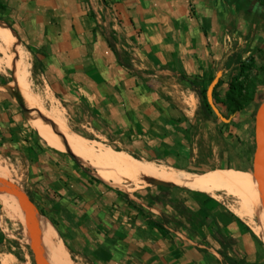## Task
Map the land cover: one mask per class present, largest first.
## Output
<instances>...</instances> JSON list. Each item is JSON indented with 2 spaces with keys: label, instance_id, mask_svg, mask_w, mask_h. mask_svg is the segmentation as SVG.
<instances>
[{
  "label": "crops",
  "instance_id": "1",
  "mask_svg": "<svg viewBox=\"0 0 264 264\" xmlns=\"http://www.w3.org/2000/svg\"><path fill=\"white\" fill-rule=\"evenodd\" d=\"M104 1L117 22L115 52H126L135 75L117 64L82 0H0V19L35 52L53 100L83 104L86 132L102 122L124 153L180 169L190 158L191 117L180 98L191 97V83L204 88L215 76L220 98L238 59L264 45V21L251 0ZM263 104L253 99L233 115L239 114L237 122L229 120L240 140L249 139L250 166L254 114ZM30 114L14 82H0V163L10 167L74 264H225L212 234L232 240L222 250L226 257L250 262L253 244L235 221L216 211L207 230L191 223L194 213L206 217L196 203L201 193L173 186L132 194L114 189L65 147H49ZM4 219L0 208V264H26L14 252L18 245L7 244Z\"/></svg>",
  "mask_w": 264,
  "mask_h": 264
},
{
  "label": "rangeland",
  "instance_id": "2",
  "mask_svg": "<svg viewBox=\"0 0 264 264\" xmlns=\"http://www.w3.org/2000/svg\"><path fill=\"white\" fill-rule=\"evenodd\" d=\"M82 3L84 5L86 14H88V16L93 21V30H97L103 36L105 42L111 44L114 47V44L116 43V32L114 31L113 27L117 24V22L114 19L110 5H108L104 0H94V2L92 3L94 6L98 4V8L95 7V9L91 10L87 0H82ZM251 3L253 5L254 10L258 12L259 16L264 21V0H251ZM0 28L5 30L13 41L12 47L5 54H0V60L4 61L5 59H9L10 62L15 63L16 61H18V57L15 52L20 55L22 64L24 65L26 70L25 79L27 86L30 92L34 96H36L40 101H42L43 108L45 110H48L49 106L56 107L61 112L68 129L79 137L88 141L100 143L104 146L109 147L113 151L123 152L122 150H120L118 144H116V136L112 133H109L110 130H108L102 122L98 123V130L96 128L93 133H91L90 131H85L84 128L88 127V123H86L88 120H84L83 118L86 112V109L83 104L76 102L69 103L72 106V108L70 109L66 108V106L69 104L53 100V97L55 96L51 95V92L48 90V88L44 86V84L40 80V63L35 57V52L30 51L9 30V27L4 22H2L1 19ZM122 43L124 47L127 46V43ZM122 53L123 54H117L118 58L123 64H126L127 58L124 57L126 52L123 51ZM241 66L242 69L240 70V72L237 73V70H234L231 73V75L237 74V76L235 77V83L239 85L240 94L243 97L251 96L252 99L255 100L261 99L262 103H264V45L260 46V48L252 55H249L248 57H245L244 60H241ZM130 73L132 75H135L133 70H131ZM12 75L13 74L11 67L3 68L2 66H0V82L13 83L14 79ZM228 81L229 78L226 83ZM204 88L205 89L203 98L205 100V91L207 87ZM218 88H216L215 90H217ZM187 89L192 91L190 92L192 93V95L188 99L186 96L180 98V104L184 108L189 109L191 111L189 135L186 138L187 147L190 150V158L188 160V163L185 164L184 167L180 168L181 171H184L188 174H205L214 171H231L242 173L255 179L250 173L251 149L249 139L246 138L244 140H240L230 128L229 122L226 124L220 122L212 114V112L207 119H204L202 114L200 113L198 103L199 93L201 92L202 88L196 90L195 86H190ZM221 89L222 95L220 99L223 96L225 87ZM42 91L45 92L43 93ZM215 108L222 118H229V120L232 118L228 116L227 112L222 106L217 104ZM30 112V117H34L36 120H40L46 125H51L46 119H43L41 114L36 110H30ZM237 120H239V114L238 116H233L230 123H235L237 122ZM1 164L4 168H6L7 178L0 179V192L6 190L4 184H2L1 182H6L15 186L26 197L24 190L20 188L19 182H17V180L14 178L10 167H8L7 164ZM92 172L95 174L94 169H92ZM110 186L127 194H132L134 191L141 190L142 188L144 189L152 187L151 180L143 178H139L136 182L133 183L122 180V182ZM201 196V200H197L196 203L199 210L206 214V217L204 219H201V217L197 213H194L193 216L190 217L191 223H194L197 226L199 225V227H204L207 230L208 226H214L212 221V216L214 212L217 211L223 214L227 218L238 223L242 232L252 242L254 251L247 255L246 259L250 260V263L264 264V246L261 243L260 239L253 233L251 229L252 225L257 224L255 213L254 216H252L251 218V223L253 222V224L246 221H241L236 218L231 212L232 208H237V204L233 199L225 197L223 195H220V198L218 200L213 199L206 194H201ZM28 201L30 202L29 199ZM4 220L6 222L7 227V231L5 233L6 235H8V239H6L7 244L10 245L11 243L15 242L18 245V247H15L14 249L15 254L17 252L21 255H25V263L34 264L29 249L30 235L26 228L25 218L24 222L19 224L17 221L9 220L7 218ZM49 227L54 232L50 224ZM10 236H12V238H10Z\"/></svg>",
  "mask_w": 264,
  "mask_h": 264
},
{
  "label": "bare ground",
  "instance_id": "3",
  "mask_svg": "<svg viewBox=\"0 0 264 264\" xmlns=\"http://www.w3.org/2000/svg\"><path fill=\"white\" fill-rule=\"evenodd\" d=\"M12 45V38L0 28V54H5ZM15 54L18 61L13 63L9 59L0 60V66L11 67L14 84L26 108L36 110L51 124L45 125L36 119L30 122L32 128L49 147L59 151L65 147L81 164L94 169L98 179L108 185H116L122 180L133 183L143 178L206 194L216 200L220 198V195L229 197L237 204V208H232L231 212L239 220L251 223L255 213L257 224L252 225L251 229L264 246V214L260 207L258 185L255 179L231 171L188 174L162 164L133 158L124 152L113 151L100 143L79 137L68 129L61 112L56 107L49 106L48 110H45L42 101L30 92L25 79V67L20 55L16 52ZM5 178H7V171L0 163V179ZM0 201L1 212L7 219L17 221L18 224L24 222L20 204L11 194L0 192ZM34 223L39 233V249L46 264H74L46 220L35 217Z\"/></svg>",
  "mask_w": 264,
  "mask_h": 264
},
{
  "label": "water",
  "instance_id": "4",
  "mask_svg": "<svg viewBox=\"0 0 264 264\" xmlns=\"http://www.w3.org/2000/svg\"><path fill=\"white\" fill-rule=\"evenodd\" d=\"M217 76H215L210 84L207 86L205 91V102L209 107L212 114L222 123L226 124L229 122V118L224 119L218 113L214 107L211 100V90L217 81ZM253 144L254 150L252 155V176L255 178L258 185V193L260 200V207L264 214V104L261 105L254 114L253 120ZM4 184L6 190L1 191L2 193L11 194L20 204V207L25 218L26 228L30 235L29 249L32 255L34 264H46L42 257L41 251L39 249L38 237L39 233L37 227L34 223V218L39 216L32 208V204L15 186L1 182ZM152 186L168 187L172 186L166 183L151 181Z\"/></svg>",
  "mask_w": 264,
  "mask_h": 264
},
{
  "label": "trees",
  "instance_id": "5",
  "mask_svg": "<svg viewBox=\"0 0 264 264\" xmlns=\"http://www.w3.org/2000/svg\"><path fill=\"white\" fill-rule=\"evenodd\" d=\"M4 9H5V6L0 4V10H4ZM106 44H107V48L109 49V51L115 57L117 64L121 68L128 70V71H131L130 66L127 63L123 64L119 60L118 55L115 52L114 47L107 42H106ZM241 69H242L241 60L238 59L237 66H236L235 70H237V73H238V72H240ZM236 76H237V74H235V75L230 74V76L228 77L229 81L226 83L225 90L223 92V96L221 99L217 97V94L214 91L216 88H218L222 84V82L220 80H218L216 82V84L213 86L212 91H211V100H212L214 107H216L217 104L222 106L224 108V110L227 112L229 117H233V115L235 113L242 110L245 106H247L253 100L251 96L243 97L240 94L239 85H237L235 83V77ZM191 86H194V84L191 83ZM204 89L205 88H202L201 92L199 93L198 103H199L200 113L202 114L204 119H207L211 115V111H210L209 107L207 106V104L203 98ZM18 102H20V101L18 100ZM212 221H213V224L215 225L214 219ZM217 237L215 236V234H212V236H211V238L214 239L218 243V245L220 246V249L218 250V255L221 257V259L223 260V262L225 264H254V263L246 262L244 257L243 258L226 257L222 253V250L223 251L226 250L229 247V245L232 244V240L229 238H223V237H220V239H217Z\"/></svg>",
  "mask_w": 264,
  "mask_h": 264
}]
</instances>
